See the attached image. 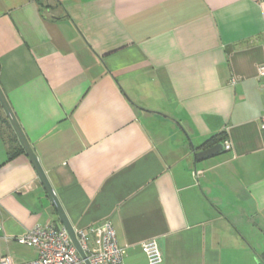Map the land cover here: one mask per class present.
I'll return each mask as SVG.
<instances>
[{
    "label": "crops",
    "instance_id": "crops-1",
    "mask_svg": "<svg viewBox=\"0 0 264 264\" xmlns=\"http://www.w3.org/2000/svg\"><path fill=\"white\" fill-rule=\"evenodd\" d=\"M263 63L264 0H0V85L73 228L113 221L118 264L152 239L158 264H264ZM20 145L0 121V258L23 263L17 237L63 224Z\"/></svg>",
    "mask_w": 264,
    "mask_h": 264
},
{
    "label": "built area",
    "instance_id": "built-area-1",
    "mask_svg": "<svg viewBox=\"0 0 264 264\" xmlns=\"http://www.w3.org/2000/svg\"><path fill=\"white\" fill-rule=\"evenodd\" d=\"M259 76L264 77V63L259 68ZM263 127H264V116ZM224 149L230 150L229 140L224 142ZM81 248L91 264H118L126 255V250L120 246L113 221L107 220L98 226L76 230ZM19 244L35 247L38 250L36 258L18 263L9 255L0 258V264H86L68 232L62 226L52 223L37 224L26 234L16 238ZM142 251L150 264L163 261V254L155 239L142 244Z\"/></svg>",
    "mask_w": 264,
    "mask_h": 264
},
{
    "label": "water",
    "instance_id": "water-1",
    "mask_svg": "<svg viewBox=\"0 0 264 264\" xmlns=\"http://www.w3.org/2000/svg\"><path fill=\"white\" fill-rule=\"evenodd\" d=\"M0 103L1 106L7 116V118L10 120L17 136L18 139L22 145V147L24 148L25 152L27 153V155L29 156L30 160L32 161L33 165L35 166L38 175L40 177L41 182L44 185V188L49 196V198L52 201V204L56 210V212L58 213L60 220L63 224V226L68 230L74 245L76 246V248L78 249L79 253L81 254V256L85 259L86 264H91L90 261L87 258L86 253L84 252V250L81 248V245L78 241L77 238V234H76V230L73 228V226L71 225L65 210L63 209L61 202L59 201V198L57 197L48 177L47 174L45 172V170L43 169L39 158L37 156V154L34 152L28 138L26 137L21 125L19 124V121L11 107V105L9 104L7 97L0 85ZM225 144L220 142L217 143L209 148H205L201 151H196L195 150V157L198 160H205L209 157H212L220 152H222L224 150Z\"/></svg>",
    "mask_w": 264,
    "mask_h": 264
},
{
    "label": "trees",
    "instance_id": "trees-1",
    "mask_svg": "<svg viewBox=\"0 0 264 264\" xmlns=\"http://www.w3.org/2000/svg\"><path fill=\"white\" fill-rule=\"evenodd\" d=\"M0 121L1 122H5L8 126H9V128L12 130V134H13V136H14V139H16L17 141H18V136H17V134H16V132H15V130H14V128H13V126H12V124H11V122H10V120L7 118V116L6 117H2L1 115H0ZM216 137H213L211 140H209L208 142H206L203 146H201V147H207V146H209V145H211V143L212 142H216ZM19 149H20V152H25V150H24V148L20 145V147H19ZM10 155V157H12L14 154H15V152L13 151V152H11V153H9Z\"/></svg>",
    "mask_w": 264,
    "mask_h": 264
}]
</instances>
